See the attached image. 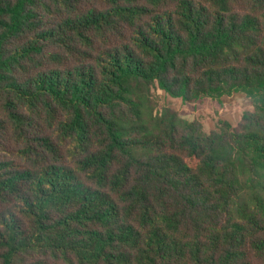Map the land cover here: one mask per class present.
<instances>
[{
    "label": "trees",
    "instance_id": "obj_1",
    "mask_svg": "<svg viewBox=\"0 0 264 264\" xmlns=\"http://www.w3.org/2000/svg\"><path fill=\"white\" fill-rule=\"evenodd\" d=\"M0 264H264V0H0Z\"/></svg>",
    "mask_w": 264,
    "mask_h": 264
},
{
    "label": "rangeland",
    "instance_id": "obj_2",
    "mask_svg": "<svg viewBox=\"0 0 264 264\" xmlns=\"http://www.w3.org/2000/svg\"><path fill=\"white\" fill-rule=\"evenodd\" d=\"M154 96L160 107L172 108L186 120L199 121L206 132L218 128L222 122H228L234 127L244 112L254 110L251 99L241 91L218 99L203 97L196 101H184L160 89L154 90Z\"/></svg>",
    "mask_w": 264,
    "mask_h": 264
}]
</instances>
